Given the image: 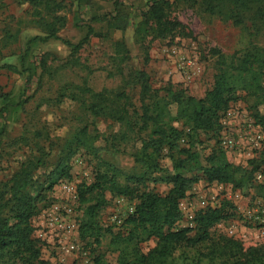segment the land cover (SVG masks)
I'll return each mask as SVG.
<instances>
[{
    "label": "trees",
    "instance_id": "16d2710c",
    "mask_svg": "<svg viewBox=\"0 0 264 264\" xmlns=\"http://www.w3.org/2000/svg\"><path fill=\"white\" fill-rule=\"evenodd\" d=\"M27 2L30 9L26 17L18 19L15 29L11 26L4 29L1 48L17 42L24 27L37 28L39 34L27 41L21 68L1 63L0 58V75L6 69L27 75L28 82L38 70L26 67V58L34 46L61 40L71 49V56H75L91 37L113 41L112 34L126 31L129 22L128 15L119 10L115 15L92 17L93 22H107L106 34L88 25L85 37L73 43L59 34L67 23V18L60 14L65 9L63 0ZM0 3L1 8L3 0ZM181 6L245 27L251 37L264 29V0H152L140 13L134 34L145 64L151 60L154 41L193 37V31L176 14ZM251 41L245 49L231 55L213 51L217 56L214 83L203 97H196L181 84L168 82L160 88L153 87L145 69L126 71L125 64L132 60V51L124 37L115 39L111 56L114 71L110 70L108 75L119 77L120 86L95 90L86 81L82 85H66L60 94V98L69 97L81 103L86 117L93 120L83 119L72 139L53 137L42 129L20 138L29 150L11 178L0 183V264H48L43 258L45 243L35 235L34 218L52 205L50 194L54 186L72 178L69 161L78 151L84 150L100 159V153L109 146L116 151L119 146L131 148L142 173L129 175L123 181L121 172L107 164L106 168L100 166L95 170L92 182L84 181L77 186L76 201L82 212L79 238L91 247L93 264H110L106 252L100 251L105 238H109L108 251L116 254L117 264H264V244L245 246L241 240L214 230L216 225L236 215L237 207L228 199L219 207L198 211L193 225L175 228L183 218L181 201L202 180L232 185L244 195L250 194L252 186L264 192L263 183L255 184L256 174L264 169V142L259 154L245 166L231 162L220 146L222 116L239 99H254L253 117L264 129V46ZM47 60L48 56L43 54L42 72ZM134 87L139 88L138 99L130 95L129 89ZM0 101L8 104V95L0 92ZM97 119L111 121L118 128L108 136L103 135ZM201 134L213 135L218 142L204 156L197 148ZM100 141L106 145H99ZM165 148L172 160L173 173L158 179L170 185L169 191L161 194L150 188L147 180L160 170ZM43 169L49 171L41 184L36 175ZM108 194L136 201L133 212L117 229L104 227L100 220L109 203ZM151 240H155V246L145 251L144 243Z\"/></svg>",
    "mask_w": 264,
    "mask_h": 264
},
{
    "label": "rangeland",
    "instance_id": "374dc122",
    "mask_svg": "<svg viewBox=\"0 0 264 264\" xmlns=\"http://www.w3.org/2000/svg\"><path fill=\"white\" fill-rule=\"evenodd\" d=\"M62 1V0H60ZM152 0H63L65 9L60 14L67 18L66 26L59 34L63 39L78 43L87 34L88 25L94 26L97 32L106 34L107 22L91 21L92 17L102 15H115L117 10L128 15L129 22L126 31H116L112 34L113 41L103 37H91L81 51L71 56V49L61 40H51L40 43L31 50L26 58V67L37 70L36 76L28 82L27 75L3 70L0 75V92L8 95L9 102L0 101V183L11 178L25 158L29 146L20 142V138L29 135L35 129H42L53 137L72 139V134L83 119L91 116L85 115L81 103L71 98H60L66 85H82L88 82L95 90L103 88L116 89L120 86L119 77H110L109 71H114L111 56L114 53L112 46L115 39L124 37L132 51V60L126 63L125 70L145 69L151 78L153 87L160 88L168 82L181 84L187 92L196 97H203L214 83L217 72V56L213 51L219 50L226 55L245 49L251 40L264 46V29L251 37L247 28L232 24L217 17H208L195 8L181 6L176 14L178 18L193 31V37H177L171 40H156L150 48L151 60L145 64L134 34L136 24L140 20V13L148 7ZM2 3H0V6ZM30 9L27 0H3L0 8V44L7 26L16 28L18 19L26 17ZM14 17V19L12 18ZM25 25V24H23ZM23 33L15 43H9L1 48V63L15 64L22 67L21 57L26 51V44L30 37L39 34V29L33 27L22 28ZM48 56L47 66L42 72L40 68L41 56ZM130 95L138 99V87L129 89ZM254 99L243 98L232 103L231 108L222 116L223 123L232 127L233 135L238 141L234 149L224 148L228 159L237 165H247L248 161L256 157L261 149L250 145V135L264 129L254 123L251 106ZM232 112V115H228ZM99 131L103 135H110L118 128L111 121L97 119ZM249 123L252 126L249 127ZM256 123V122H255ZM181 126V124H178ZM225 129L221 132V139ZM248 135V136H247ZM197 148L204 156L218 144L217 137L201 134L198 137ZM99 145H106L99 142ZM114 150L111 146L100 153V159L89 155L84 150L78 151L69 161L72 178L58 182L50 194L52 205L43 210L33 220L36 228L42 227L45 216L55 207L66 211L71 220L79 223L82 214L78 209V202L72 193L66 190L70 185L77 190V186L84 181L90 183L94 180L95 170L100 166L106 168L107 164L114 165L120 172L122 180L129 175L141 174V168L134 162L132 149L119 146ZM103 161L102 164H100ZM49 169H43L36 175L39 183H43ZM264 171V169H263ZM256 174V185L264 184V172ZM173 173V164L168 156V149L163 151L160 160V170L149 175L147 185L161 194L169 191L170 185L158 182L161 178ZM159 179V180H158ZM249 195L235 190L232 185L212 184L206 181L196 183L181 201L183 218L175 228L193 225L196 213L207 207H219L223 200L228 199L237 207L236 215L220 224L214 230L230 237L241 240L245 246L264 244V199L263 191L252 186ZM258 193V195H257ZM109 203L100 214L104 227L118 228L133 212L135 200L126 197H112L107 195ZM118 225V226H117ZM79 227V225H78ZM79 245V251L68 257L67 264H93L94 255L91 247L79 238V228L69 236ZM109 238H105L100 246L101 252H106V259L110 264H117L116 254L108 251ZM155 240L144 243L145 251L154 247ZM54 245L49 244L43 248V258L51 254Z\"/></svg>",
    "mask_w": 264,
    "mask_h": 264
},
{
    "label": "built area",
    "instance_id": "2783aa9c",
    "mask_svg": "<svg viewBox=\"0 0 264 264\" xmlns=\"http://www.w3.org/2000/svg\"><path fill=\"white\" fill-rule=\"evenodd\" d=\"M228 115H232V112H228ZM223 124L225 131L221 144L224 148L234 149L238 146V141L233 135L232 127L228 126L226 122ZM253 124H256L255 121ZM251 126L252 123H249V127ZM249 140H251L250 145H253L256 149H261L264 142V134L261 130H258L252 136L250 135ZM65 188L72 193L76 200V189L68 184L65 185ZM66 213H69V211H62L55 207L46 214L42 227L37 228L35 232L36 237L43 241L45 246L54 245L51 251V254H53L51 257L54 256V259L47 257L48 264H67L68 257L80 250L77 242L69 237L78 229V223L71 220Z\"/></svg>",
    "mask_w": 264,
    "mask_h": 264
},
{
    "label": "crops",
    "instance_id": "0c3cea01",
    "mask_svg": "<svg viewBox=\"0 0 264 264\" xmlns=\"http://www.w3.org/2000/svg\"><path fill=\"white\" fill-rule=\"evenodd\" d=\"M52 253H53V252H52ZM54 255H55V254H54ZM47 257H48V258H50V259H54V256H53V257H51L50 253H49V255H48V256H46V257H45V259H47Z\"/></svg>",
    "mask_w": 264,
    "mask_h": 264
}]
</instances>
